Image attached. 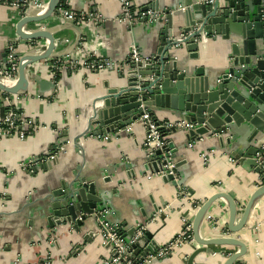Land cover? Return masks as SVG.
<instances>
[{
    "label": "crops",
    "instance_id": "crops-1",
    "mask_svg": "<svg viewBox=\"0 0 264 264\" xmlns=\"http://www.w3.org/2000/svg\"><path fill=\"white\" fill-rule=\"evenodd\" d=\"M132 1L143 3L150 0ZM161 1L163 5H174L177 0ZM68 7L80 13H98L104 20L66 22L56 12L41 22L26 25V30L42 28L50 31L56 40V47L52 52L56 58L42 60L33 66V70L40 73V78L54 80L50 66L52 61L63 60L72 53L84 56L98 53L120 62L128 57L135 39L127 26L118 20L121 14L120 0H69ZM18 18L13 8L0 5V61L3 60L9 40L17 36L15 25ZM78 29L82 32L80 41ZM135 38L139 40L144 53L156 51V30L144 32L141 28L137 29ZM41 41H45L44 38ZM25 50L24 45L18 48L19 54ZM228 50L226 40L221 37L210 38L206 47L201 50V58L190 62L192 65H205L206 69H222L227 66ZM183 53V56H188L186 51ZM117 76L113 71L79 68L70 73H60L56 92L48 91L39 97L38 85L31 81L28 93L21 95L20 111L35 125L38 124L39 129H30L26 139H21L17 134L0 137V264H103L110 250L102 245L98 229L95 230V238L86 242L80 233H72L73 231L65 228L58 247L50 249L46 242L47 230L41 229L40 216L32 214L41 204L39 200L47 192V188L61 185L63 177L72 178L78 166H81L84 175L98 178L102 187L110 190V201L117 213L114 216L121 223L129 225H123L125 229L138 222H147L155 214L153 211L156 207L168 205L164 218L147 222L148 229L160 244L173 239L181 231L184 219L193 220L196 203L202 204L216 192L224 191L232 195L240 207H244L257 188L260 175L256 171L234 165L222 152H209L213 145L218 144L217 139L197 141L192 147H185L187 139L183 131L171 135L180 148L178 159L185 158L184 178L194 194L189 199L179 197L180 191H187L179 189L171 181L149 178L138 173L143 169L145 161L141 145L146 132L142 123L135 125L133 137L113 138L111 141L79 138L80 146L74 144L73 138L79 137L86 127V116L91 114L94 99L105 90L104 83L110 85L116 82ZM2 108L0 100V115ZM154 116L158 119L176 120L172 112L161 109ZM64 131L67 132V139L72 140L50 169L38 168L36 173H31L21 167V163L32 156L48 155L55 147L60 132ZM243 135L244 133L241 137ZM259 139L261 143L264 142V135ZM208 152L209 160L206 162L203 154ZM122 157H127L133 164L137 172L135 179L129 176L124 167L111 171L110 175L106 173V168L119 163ZM107 179L108 183L104 182ZM114 189L118 192H113ZM242 212L239 211L236 223L240 221ZM228 221L227 204L222 199L218 200L203 222L202 237L220 236L222 227L227 226ZM88 227L96 229V222L91 220ZM236 235L232 236L238 237L247 246L246 255L239 261L244 264H264V196L254 206L247 226ZM76 243H84V248L77 254H72ZM212 248L215 252L225 251L227 254L202 253L194 263L223 264L230 253L239 250L235 246L214 245ZM188 251L191 252L192 249L185 245L182 249H176L169 259L156 264H186L181 257Z\"/></svg>",
    "mask_w": 264,
    "mask_h": 264
},
{
    "label": "water",
    "instance_id": "water-1",
    "mask_svg": "<svg viewBox=\"0 0 264 264\" xmlns=\"http://www.w3.org/2000/svg\"><path fill=\"white\" fill-rule=\"evenodd\" d=\"M60 1L49 0L43 13L29 15L17 21L16 33L20 38L17 48L24 45L28 50L30 40L44 38L47 40V49L44 53L34 51L23 55L17 53L15 56L20 57L18 83L10 85L0 80L2 92L22 95L29 90L31 81L38 85L39 94L55 90L54 80L40 78V73L28 66L41 60L56 58V55L52 54L56 40L48 30L36 28L28 31L25 27L41 22L56 12L59 13ZM209 1L211 0H177L174 5H163L161 0L143 3L132 1V6L137 11L136 16L138 11L149 9L164 13L162 17L153 21L149 17H144L135 20L133 24L124 23L134 37L132 44L139 48L142 59L151 60L135 62L128 59L121 72H116L112 68L108 70L117 73V80L110 85L104 83L105 90L94 99L91 114L86 116V127L79 137L73 138L74 144L80 146L79 138L98 139L99 136H111L108 139L111 141L113 138L133 137L135 125L142 122H136L132 131H128L127 127L137 121L145 111L154 116L157 110L161 109L164 112H172L177 120L197 124L196 129H191L188 133L183 132L187 139L185 147L193 140L217 139L218 144L213 145L209 152H222L230 162L231 159L234 160V165L262 174V165L258 158L261 157L264 161L262 149L264 142L259 141L264 135V0ZM140 28L144 32L156 30L157 49L151 54L144 53L139 40L135 38L137 29ZM78 31L80 41L82 32L80 29ZM203 36L207 38V42L208 39L215 37L226 40L229 50L225 68L206 69L205 65H192L190 61H198L201 58V50L206 47L203 45ZM183 51H186L188 56H183L185 55ZM0 62H7V49ZM0 116L4 117V108L1 109ZM176 132L178 131L174 130V133ZM63 138L68 142L72 140L67 139L66 131L60 132L57 142ZM143 143L144 141L141 149L145 161L143 169L138 171L142 175L148 168L151 171H158L164 157L162 149L156 150L155 155L149 157L143 149ZM169 149L167 148V151ZM179 150L178 146L172 153L181 180L176 184L171 175L162 179L171 181L175 186L183 185L189 196L193 197L194 194L184 178L185 158L178 159ZM35 157L39 159L40 156ZM124 158L106 168V173L110 175L111 171L115 172L116 169L124 167L128 170L129 176L135 179L137 172L133 164ZM54 163H41L38 168L47 170V167L50 169ZM166 164L167 161L163 163ZM97 179L84 175L81 166H78L72 178L63 177L61 185L47 188V192L39 200L41 204L32 214L40 216L41 229L47 230L46 242L50 249L58 247L65 228L73 231L72 233H80L84 241L90 242L96 236L95 230L99 229L98 218L101 217L103 210L110 209V214L115 218L116 211L110 201V190L102 187ZM261 180L260 177L257 183L260 186L255 189L244 207H240L229 193L218 191L196 210L191 222L195 243L189 245L192 251L184 252L181 257L184 263L195 264L196 257L202 253L225 256V251L215 253L212 248L214 245L235 246L239 249L226 257L223 264H236L246 255V243L238 237L204 238L201 230L209 210L222 199L229 210L227 228L230 232L239 234L247 226L254 206L264 196V185H261ZM108 181L109 179L104 180L106 183ZM113 192L118 191L114 189ZM167 206L155 208L153 214H158L156 220L159 217L164 218ZM241 210L242 216L236 223ZM115 219L118 220L117 217ZM91 220L96 222V229L88 227ZM122 225L129 226L123 222ZM135 225L128 229V241L135 234ZM52 238H56L58 243L51 245ZM105 247L109 248V245ZM158 248V242L149 229L130 246L133 254L140 259L155 253ZM173 254L163 259L155 258L150 264L162 263Z\"/></svg>",
    "mask_w": 264,
    "mask_h": 264
},
{
    "label": "built area",
    "instance_id": "built-area-1",
    "mask_svg": "<svg viewBox=\"0 0 264 264\" xmlns=\"http://www.w3.org/2000/svg\"><path fill=\"white\" fill-rule=\"evenodd\" d=\"M48 1L49 0H0V5H7L13 8L17 14V17H19V20L29 15L43 13V11L47 7ZM68 1L69 0H61L58 8L59 14L63 21L88 22L104 20L103 16L98 13H80L72 11L68 7ZM209 2H213V0ZM120 3L121 14L118 17V20L122 23L133 24L135 20H140L144 17H149L150 20L153 21L155 18L162 17L164 14L163 12L149 9L147 11H138V15L136 16L137 11L132 6V0H120ZM28 31H30V29ZM44 40L45 41H41V39L30 40L28 42V50L26 49L20 55H23L24 53L29 51H39L41 53L45 52L47 49V40ZM9 42L10 43L7 45V62H0V80L10 85H16L19 80L20 57H16L15 55L19 53L16 45L20 42V38L16 36L15 38L10 39ZM206 43L207 38L203 36V45H206ZM128 59L135 62H149L151 60L150 58L142 59L139 48L134 44L130 46L128 57L121 62L114 59H108L98 53L86 56L72 53L63 60H53L50 66L55 82V92L58 90L57 76L59 73L62 74V72H68L79 68H84L90 71H108L110 68H112V70H115L116 72H121L126 60ZM47 60L49 59H46V61ZM34 64L36 65V63ZM34 64L28 66V68L31 67V69H33ZM28 91L26 93H28ZM38 96L42 97L41 94H38ZM20 99L21 95H15L6 92H2V94L0 95V100L4 108V117L0 118V137L12 136L14 134H17L21 139H26L30 129H34V131L39 129L38 124L35 125L32 120L26 118L20 111ZM136 122H142V124L144 125L146 135L143 143V149L147 152V155L149 157L154 156L155 151L158 149H162L164 151V157L161 159L159 170L151 171V169L148 168L144 175L148 176L149 178H163L165 176L171 175L174 177V182L178 184V182L181 180V176L176 171V162L175 160H173L172 153L173 150L178 146H176L175 142L171 139V135L172 133H174V130L188 133L191 129H196L197 124L188 123L186 120L158 119L155 116L151 115L150 112L145 111V113L137 121L133 122L130 126L127 127V130L132 131L133 125ZM110 137L111 136H99L98 139L108 141ZM196 142V140H193L188 146L192 147ZM68 143L69 142L64 138L60 139L56 143L52 151L49 152L48 156H40L39 159L35 156H32L28 160L22 162L21 167L31 173H36L38 165H40L41 163L56 162L60 154L66 151ZM167 148L170 149L167 151ZM262 149H264V145L262 146ZM259 155L260 154H258V156ZM203 157L206 162L209 160L208 153H204ZM124 159L127 160V157H125ZM165 161H167V164L163 165ZM258 161L260 165H262V174H260V177L262 179L261 185H264V161L261 157L258 158ZM231 162L233 163L234 160L231 159ZM259 186L260 184L257 185V187ZM177 187L179 189L183 188L187 191V189L183 185H177ZM178 196L183 198L187 197L188 199L192 198L187 192L181 191L180 193H178ZM202 204L196 203V210L201 207ZM157 217L158 214H154L147 222L149 223L151 221H154ZM183 221L184 225L181 231L173 239L167 241L164 244L158 243L159 248L155 253H150L143 259H140L133 254V251L130 250V246L136 243L138 238L143 237L146 234L148 230V223H137L135 225V234L128 241V229H125L119 220L112 218L110 209L103 210L101 212V217L98 218V234H100L102 237V245H109L108 249L110 250V254L103 260V264H150L155 258L163 259L174 253L176 249L184 247L185 245L194 244L195 240L191 225L192 220L184 219ZM219 235L222 237H233L232 235H234V233L230 232L227 226H225L222 227ZM236 236H238V234ZM56 243H58V240L56 238H52L50 240L51 245ZM83 248L84 245H74L72 248V254H77L78 252L82 251ZM215 253L218 252L216 251ZM226 254L227 253L225 252L224 255L226 256ZM232 254L233 253H230L227 257ZM236 264L244 263L238 260Z\"/></svg>",
    "mask_w": 264,
    "mask_h": 264
},
{
    "label": "trees",
    "instance_id": "trees-1",
    "mask_svg": "<svg viewBox=\"0 0 264 264\" xmlns=\"http://www.w3.org/2000/svg\"><path fill=\"white\" fill-rule=\"evenodd\" d=\"M57 79H60V73L58 74Z\"/></svg>",
    "mask_w": 264,
    "mask_h": 264
}]
</instances>
